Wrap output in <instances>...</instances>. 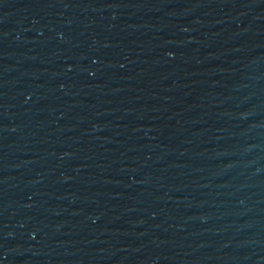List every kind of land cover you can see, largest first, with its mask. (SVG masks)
Wrapping results in <instances>:
<instances>
[{
  "label": "water",
  "instance_id": "obj_1",
  "mask_svg": "<svg viewBox=\"0 0 264 264\" xmlns=\"http://www.w3.org/2000/svg\"><path fill=\"white\" fill-rule=\"evenodd\" d=\"M0 264H264V0H0Z\"/></svg>",
  "mask_w": 264,
  "mask_h": 264
}]
</instances>
